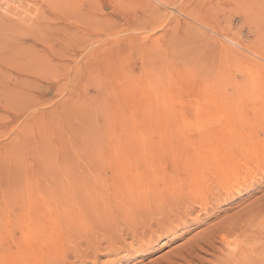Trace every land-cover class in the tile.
Here are the masks:
<instances>
[{
  "label": "rangeland",
  "instance_id": "374dc122",
  "mask_svg": "<svg viewBox=\"0 0 264 264\" xmlns=\"http://www.w3.org/2000/svg\"><path fill=\"white\" fill-rule=\"evenodd\" d=\"M263 50L264 0H0V221L31 190L97 207L166 146H223L260 129ZM254 188L174 243L157 239L139 264H222L220 244L203 245L221 226L239 228L247 255L264 253V182ZM144 207L152 216L134 220L154 232L172 215L152 198Z\"/></svg>",
  "mask_w": 264,
  "mask_h": 264
},
{
  "label": "bare ground",
  "instance_id": "6f19581e",
  "mask_svg": "<svg viewBox=\"0 0 264 264\" xmlns=\"http://www.w3.org/2000/svg\"><path fill=\"white\" fill-rule=\"evenodd\" d=\"M228 49L225 48L223 54L234 56L233 49ZM235 53L237 55L239 51ZM238 131L233 135L234 143L223 146H166L164 157L146 162L140 172H130L123 182L124 190L114 199L101 200L100 205L94 208H81L78 205L71 206L75 207L72 209L62 208L51 202L55 198L51 193L33 192L29 188L31 191L19 198L23 207L8 209L2 215L0 264L142 263L157 250V239L171 235L164 244H172L192 224L204 226L205 221L218 211V205L243 191H250L256 184L255 188L262 187L264 170L252 165H258L264 157V125L255 131ZM257 174H260V179L249 180V176ZM151 198L154 205L163 204L164 209L172 207V215L167 213V223L154 225L158 233L153 231L150 224L142 225L134 220L138 210L151 215V210L144 207ZM29 200L38 203L37 207L27 206ZM42 201L44 205H40ZM111 201L112 205L109 204ZM258 213H264V202ZM115 214L120 220L124 218V223L114 222ZM238 231L237 226L229 229L221 226L206 236L208 239L203 245L214 252L217 249L215 244L219 243L221 249L218 251L224 255L217 261L222 264H264V253L247 255ZM128 239L129 242L126 241ZM81 245L84 246L82 250ZM103 257L111 259L100 262ZM177 262L186 264L182 258Z\"/></svg>",
  "mask_w": 264,
  "mask_h": 264
}]
</instances>
